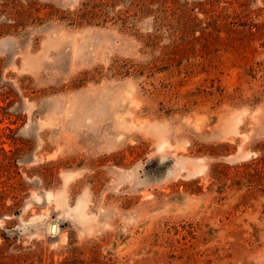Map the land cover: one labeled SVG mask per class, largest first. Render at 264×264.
I'll return each mask as SVG.
<instances>
[{"label":"rangeland","instance_id":"obj_1","mask_svg":"<svg viewBox=\"0 0 264 264\" xmlns=\"http://www.w3.org/2000/svg\"><path fill=\"white\" fill-rule=\"evenodd\" d=\"M0 264H264V0H0Z\"/></svg>","mask_w":264,"mask_h":264},{"label":"water","instance_id":"obj_2","mask_svg":"<svg viewBox=\"0 0 264 264\" xmlns=\"http://www.w3.org/2000/svg\"><path fill=\"white\" fill-rule=\"evenodd\" d=\"M21 135H24V131L22 129H19L15 133V136H21ZM34 139H36V138L34 137ZM30 159H31V157L19 159V160L16 161V164L17 165H21L22 163H27V162L30 161ZM164 168H165V166L158 167L156 169V174H157L156 176H160L161 173L163 172ZM55 226H56V224H54V223L51 225L50 233L52 235H54L53 233H54V230H55ZM3 232H4V234L7 237H17L19 235V231L16 230V229H4Z\"/></svg>","mask_w":264,"mask_h":264},{"label":"trees","instance_id":"obj_3","mask_svg":"<svg viewBox=\"0 0 264 264\" xmlns=\"http://www.w3.org/2000/svg\"><path fill=\"white\" fill-rule=\"evenodd\" d=\"M144 178H148V180L150 179L151 180V178L148 176V175H145V176H143ZM157 179H155V180H153V181H156ZM2 237L4 238V239H8V237L5 235V234H3L2 235Z\"/></svg>","mask_w":264,"mask_h":264}]
</instances>
